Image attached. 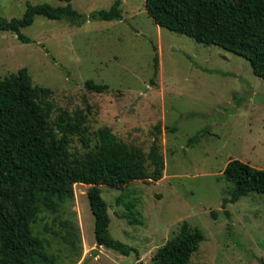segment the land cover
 Instances as JSON below:
<instances>
[{"label":"rangeland","instance_id":"rangeland-1","mask_svg":"<svg viewBox=\"0 0 264 264\" xmlns=\"http://www.w3.org/2000/svg\"><path fill=\"white\" fill-rule=\"evenodd\" d=\"M115 1L71 0V5L88 17ZM26 3L64 6L58 0H0V17L20 19ZM119 10L121 20L88 17L81 26L36 16L21 29L29 43L0 32V78L25 68L34 86L50 89L51 124L61 112L81 110L90 149L96 132L109 128L145 155L156 143L164 161L158 182L100 187L110 236L137 255L96 246L88 186L75 185L74 201L62 206L59 218L79 228L81 242L65 245L58 226V237L48 230L53 216L42 212L34 229L54 256L44 264H150L183 222L204 235L189 264H264V195L249 193L226 204L229 219L221 208L230 197L223 177L230 160L264 169V79L239 55L156 26L144 0H120ZM87 81L107 90L90 91ZM87 149L72 137V155Z\"/></svg>","mask_w":264,"mask_h":264},{"label":"trees","instance_id":"trees-1","mask_svg":"<svg viewBox=\"0 0 264 264\" xmlns=\"http://www.w3.org/2000/svg\"><path fill=\"white\" fill-rule=\"evenodd\" d=\"M64 6L31 5L20 19L0 17V32H13L19 41L29 43L21 29L33 24L36 16L65 20L81 26L88 20H121L120 0L108 10L85 16L73 9L71 0H58ZM145 12L153 24L183 34L204 45H216L245 58L253 74L264 79V0H144ZM157 69V57H154ZM88 90L102 93L106 85L87 81ZM51 90L37 87L25 68L0 78V264H44L48 256L44 238L34 224L42 212L53 216L49 232L68 247L79 244V228L59 218L65 203L74 201V186H88L87 198L94 218V239L123 256L138 251L113 239L109 234L108 205L101 197V186L122 188L134 181L158 182L164 170L158 145L145 155L137 147L115 138L109 128L95 134L93 149L86 138V118L81 110L73 115L61 112L53 123ZM172 131L174 128L171 129ZM201 134L189 139L198 141ZM77 136L87 149L81 156L70 152ZM223 177L230 184V197L221 208L226 219V204H233L249 193L264 195V169H255L239 160H230ZM119 200V199H118ZM58 226L60 231L54 227ZM230 226H227L229 230ZM204 241L199 229L186 222L179 232L152 256L150 264H189Z\"/></svg>","mask_w":264,"mask_h":264}]
</instances>
